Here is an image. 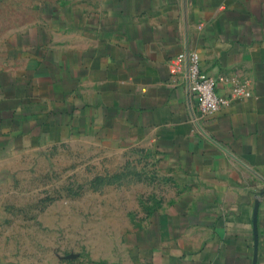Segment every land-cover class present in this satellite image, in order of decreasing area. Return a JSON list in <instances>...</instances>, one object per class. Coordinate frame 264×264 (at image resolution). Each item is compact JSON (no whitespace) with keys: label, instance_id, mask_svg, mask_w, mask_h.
Masks as SVG:
<instances>
[{"label":"crops","instance_id":"crops-1","mask_svg":"<svg viewBox=\"0 0 264 264\" xmlns=\"http://www.w3.org/2000/svg\"><path fill=\"white\" fill-rule=\"evenodd\" d=\"M185 51L230 99L213 115L196 114ZM76 138L138 143L174 183L125 264H264V0L46 4L5 38L0 151Z\"/></svg>","mask_w":264,"mask_h":264},{"label":"rangeland","instance_id":"rangeland-1","mask_svg":"<svg viewBox=\"0 0 264 264\" xmlns=\"http://www.w3.org/2000/svg\"><path fill=\"white\" fill-rule=\"evenodd\" d=\"M84 1L0 0V56L46 4ZM157 163L138 143L90 138L0 151V264H125L133 234L175 190Z\"/></svg>","mask_w":264,"mask_h":264},{"label":"built area","instance_id":"built-area-1","mask_svg":"<svg viewBox=\"0 0 264 264\" xmlns=\"http://www.w3.org/2000/svg\"><path fill=\"white\" fill-rule=\"evenodd\" d=\"M185 64L184 78L189 98L195 102L196 114L209 116L230 104V99L215 91L216 81L201 71L199 58L195 53L185 51L178 56ZM235 97H249V91L243 83L236 82L231 89Z\"/></svg>","mask_w":264,"mask_h":264},{"label":"water","instance_id":"water-1","mask_svg":"<svg viewBox=\"0 0 264 264\" xmlns=\"http://www.w3.org/2000/svg\"><path fill=\"white\" fill-rule=\"evenodd\" d=\"M257 209H258V204L256 203L254 206V213H253V229H254V236H255V243H256V215H257Z\"/></svg>","mask_w":264,"mask_h":264}]
</instances>
